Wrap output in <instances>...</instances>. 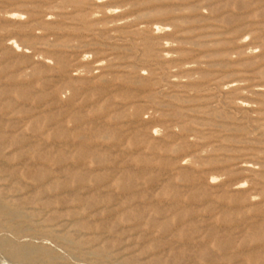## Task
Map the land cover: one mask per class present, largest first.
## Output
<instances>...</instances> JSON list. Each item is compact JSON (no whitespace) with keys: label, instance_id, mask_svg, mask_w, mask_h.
<instances>
[{"label":"rangeland","instance_id":"1","mask_svg":"<svg viewBox=\"0 0 264 264\" xmlns=\"http://www.w3.org/2000/svg\"><path fill=\"white\" fill-rule=\"evenodd\" d=\"M1 206L0 264H264V0H0Z\"/></svg>","mask_w":264,"mask_h":264},{"label":"bare ground","instance_id":"2","mask_svg":"<svg viewBox=\"0 0 264 264\" xmlns=\"http://www.w3.org/2000/svg\"><path fill=\"white\" fill-rule=\"evenodd\" d=\"M56 60H57V59H56ZM60 70H61V68H60ZM44 76H45V75H44ZM150 92H151V91H150ZM146 94H148V93H146ZM154 94H155V93H154ZM154 94H153V95H154ZM22 95H23V94H22ZM152 97H153V96H152ZM150 138H151V137H150ZM3 204H4V203H3ZM0 208H5V207H2V206H1ZM4 213H5V212H4ZM6 215H7V214H6ZM63 239H64V238H63ZM63 241H64V240H63ZM21 249H22V248H21ZM29 250H31V249H29Z\"/></svg>","mask_w":264,"mask_h":264}]
</instances>
